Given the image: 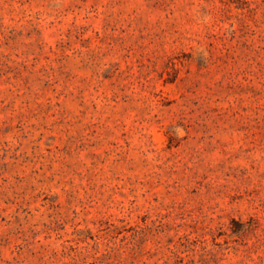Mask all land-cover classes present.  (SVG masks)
<instances>
[{"label": "rangeland", "instance_id": "374dc122", "mask_svg": "<svg viewBox=\"0 0 264 264\" xmlns=\"http://www.w3.org/2000/svg\"><path fill=\"white\" fill-rule=\"evenodd\" d=\"M0 264H264V0H0Z\"/></svg>", "mask_w": 264, "mask_h": 264}]
</instances>
